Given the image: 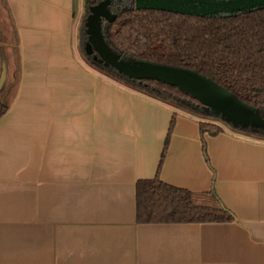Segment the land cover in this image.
<instances>
[{
  "label": "crops",
  "instance_id": "1",
  "mask_svg": "<svg viewBox=\"0 0 264 264\" xmlns=\"http://www.w3.org/2000/svg\"><path fill=\"white\" fill-rule=\"evenodd\" d=\"M0 7V264H264V139L202 133L197 115L86 65L74 0ZM154 176L213 180L235 219L138 222L135 183Z\"/></svg>",
  "mask_w": 264,
  "mask_h": 264
},
{
  "label": "trees",
  "instance_id": "2",
  "mask_svg": "<svg viewBox=\"0 0 264 264\" xmlns=\"http://www.w3.org/2000/svg\"><path fill=\"white\" fill-rule=\"evenodd\" d=\"M98 1L84 0L85 16L89 5ZM111 7L116 17L111 22H103V32L107 42L119 54L189 68L225 87L237 99L264 109V6L213 16L136 8L134 0H111ZM83 34L86 35V32L82 31L81 36ZM95 54L93 51L87 57L106 75L197 115L202 133L215 134L223 130L198 97L151 77H128L116 66L104 64ZM7 107L8 102L0 99V116ZM174 113L169 121L165 143L174 124ZM232 128L264 139V130ZM204 156L210 165L205 149ZM135 215L138 222L235 219L233 211L215 192L213 180L210 189L195 191L165 182L158 176L136 181Z\"/></svg>",
  "mask_w": 264,
  "mask_h": 264
},
{
  "label": "water",
  "instance_id": "3",
  "mask_svg": "<svg viewBox=\"0 0 264 264\" xmlns=\"http://www.w3.org/2000/svg\"><path fill=\"white\" fill-rule=\"evenodd\" d=\"M110 3L111 0H99L89 5V11L84 19L87 34L85 48L87 53L94 51L95 55L104 64L114 65L111 56L118 51L107 42L103 32V22H111L116 17V13L110 8ZM134 5L136 8H155L200 16H213L220 13L233 14L239 11L245 12L260 8L264 6V0H134ZM117 68L128 77H151L175 85L196 97H198L197 92L202 84L211 85L212 83L206 77L193 72L189 68L161 62H153V66L146 72L134 71L127 64L120 65V68ZM240 103L241 100L237 102V105L223 109L222 117L232 126L244 128L240 121L246 119V117L237 108Z\"/></svg>",
  "mask_w": 264,
  "mask_h": 264
},
{
  "label": "rangeland",
  "instance_id": "4",
  "mask_svg": "<svg viewBox=\"0 0 264 264\" xmlns=\"http://www.w3.org/2000/svg\"><path fill=\"white\" fill-rule=\"evenodd\" d=\"M117 5V4H116ZM116 5L113 7L115 8ZM123 5L125 3L123 2ZM112 9V7H111ZM4 10L0 7V30L4 29L5 17ZM74 14L77 16V24H76V40L78 42V49L80 53V57L83 62L88 66L95 67L91 60L84 54L83 44L87 41V34L81 36V32H85L84 24V16H85V5L84 0H74ZM83 38V39H82ZM80 40V43H79ZM83 43V44H82ZM92 53V52H91ZM99 58V57H98ZM111 60L117 67L120 68V65H129L130 69L134 71L146 72L153 66V62L149 60H144L135 56H130L126 54H119V52L114 53L111 56ZM197 96L204 102L208 112L211 113V118L218 123H222L221 125L232 128V124L225 121L222 117V110L228 107H233L237 105L239 101L236 96L227 90L225 87L220 86L216 83H211V85L202 84L198 89ZM246 119H241L240 124L244 126V128H255L259 130H264V109L256 108L251 106L248 103L241 101L240 105L237 107ZM234 130V129H233Z\"/></svg>",
  "mask_w": 264,
  "mask_h": 264
},
{
  "label": "flooded vegetation",
  "instance_id": "5",
  "mask_svg": "<svg viewBox=\"0 0 264 264\" xmlns=\"http://www.w3.org/2000/svg\"><path fill=\"white\" fill-rule=\"evenodd\" d=\"M96 56V55H95Z\"/></svg>",
  "mask_w": 264,
  "mask_h": 264
}]
</instances>
